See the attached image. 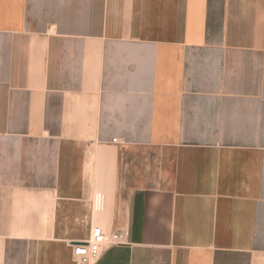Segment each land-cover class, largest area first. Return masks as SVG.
I'll list each match as a JSON object with an SVG mask.
<instances>
[{
	"label": "crops",
	"instance_id": "obj_1",
	"mask_svg": "<svg viewBox=\"0 0 264 264\" xmlns=\"http://www.w3.org/2000/svg\"><path fill=\"white\" fill-rule=\"evenodd\" d=\"M95 225V264L264 255V0H0V264Z\"/></svg>",
	"mask_w": 264,
	"mask_h": 264
},
{
	"label": "built area",
	"instance_id": "obj_2",
	"mask_svg": "<svg viewBox=\"0 0 264 264\" xmlns=\"http://www.w3.org/2000/svg\"><path fill=\"white\" fill-rule=\"evenodd\" d=\"M116 141L117 138H113ZM126 230L106 232L100 225H95L89 238L83 242L72 244V259L76 264H95L106 247L127 243Z\"/></svg>",
	"mask_w": 264,
	"mask_h": 264
},
{
	"label": "rangeland",
	"instance_id": "obj_3",
	"mask_svg": "<svg viewBox=\"0 0 264 264\" xmlns=\"http://www.w3.org/2000/svg\"><path fill=\"white\" fill-rule=\"evenodd\" d=\"M255 264H264V255L259 256V257L256 259V263H255Z\"/></svg>",
	"mask_w": 264,
	"mask_h": 264
},
{
	"label": "water",
	"instance_id": "obj_4",
	"mask_svg": "<svg viewBox=\"0 0 264 264\" xmlns=\"http://www.w3.org/2000/svg\"><path fill=\"white\" fill-rule=\"evenodd\" d=\"M77 242H83V241H77ZM77 244V243H76Z\"/></svg>",
	"mask_w": 264,
	"mask_h": 264
}]
</instances>
